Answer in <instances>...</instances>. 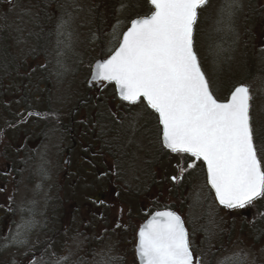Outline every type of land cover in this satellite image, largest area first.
Masks as SVG:
<instances>
[{
  "label": "rangeland",
  "instance_id": "374dc122",
  "mask_svg": "<svg viewBox=\"0 0 264 264\" xmlns=\"http://www.w3.org/2000/svg\"><path fill=\"white\" fill-rule=\"evenodd\" d=\"M121 2L0 0V11L8 12L7 22L10 25L2 34H6L8 41L11 33L12 41L9 42V52H5L8 47L4 50L0 46V264H26L29 258L39 261L42 257V253L35 258L33 255L39 254L40 245L44 247L41 242L46 237L44 234L53 214H50L52 206L57 207V202L64 204V198L59 196L58 200L51 199L56 188L63 190L67 184L62 180L55 181V175L59 178L62 173L59 158L64 160L61 156L64 144L62 130L71 126L77 131L83 126L82 121L88 118L94 121L96 117H101L100 122L105 123L113 120V112L118 115L121 114L118 111L123 110V103L117 101L114 87L88 83L94 61L107 55L112 26L117 20L122 22V32L135 14L149 11L147 0H138V7L123 11L119 10ZM123 2L127 3V0ZM230 2L210 0L209 5L201 11L195 35L196 48L203 69L221 99L237 84L251 86L254 97L253 123L260 131L264 130V0H237L239 6L233 12L231 30H228L225 26L226 18L223 24L218 21L221 9ZM63 21L68 23L64 29L65 34L60 35L58 29ZM98 25L100 27L97 31ZM68 33L71 34V48L60 43L66 41ZM46 39L48 44L44 53L37 54L40 41ZM87 93L94 96V103L81 105L72 117L73 124H70L72 110ZM22 108L25 112L17 117ZM27 111L39 113L42 118L31 116L26 123L19 125L18 122ZM127 111L128 120L124 116L116 127L122 137L130 139L132 150L140 153L138 145L144 146V149L146 146L151 148L148 151L150 162L144 163V155L142 158V164L151 165V205L175 203L180 206L175 198L176 184L169 178L177 172L175 155L169 154L161 166L166 169L167 177L162 179L161 175L155 181L156 173H161V167L158 166V156H155L158 142L154 116L141 115V109L136 108ZM144 126L150 138L147 137L148 143L142 139L137 145V138ZM125 143L123 140L120 147ZM133 160L138 163L139 159L131 157L128 166L136 169L133 164L137 163ZM133 172L130 171L131 174ZM200 174L198 170L193 175L191 185L184 189L182 195L186 206L194 213H201L202 207L208 202L204 177H198ZM128 175L127 171L120 184L125 183L129 189L143 187V176L139 181H127ZM100 186L102 181L92 178L88 182V194L99 190ZM245 210L232 212L227 218L231 219L232 224L248 223L251 218H255L256 213L262 215L264 223V199L256 201ZM53 216L58 218L59 214ZM214 217L220 218L221 214L214 213ZM27 221H34V226L24 231ZM18 230L26 243L6 247L5 238L10 240ZM236 237L240 238L233 228L232 240ZM232 242L233 246L229 244L226 253L220 256L231 255L233 252L230 257H234L238 250L243 257L241 264H264V248L258 242L247 241L244 246ZM43 258L47 261L46 257Z\"/></svg>",
  "mask_w": 264,
  "mask_h": 264
},
{
  "label": "snow or ice",
  "instance_id": "6c2138e0",
  "mask_svg": "<svg viewBox=\"0 0 264 264\" xmlns=\"http://www.w3.org/2000/svg\"><path fill=\"white\" fill-rule=\"evenodd\" d=\"M149 11L135 14L120 31L112 26L107 55L92 65L91 82L114 87L119 99L141 115L154 116L157 142L177 158L174 182L202 171L215 200L226 209H244L264 199V130L253 123L251 86L236 85L221 99L204 71L196 48L201 11L210 0H147ZM138 0L121 2L120 11L138 7ZM231 0L218 23L231 30L238 7ZM68 21L59 25L60 35ZM64 43L71 48V34ZM150 110V111H149ZM39 115V113H36ZM34 226L27 221L24 231ZM18 230L5 246L26 241ZM51 264H66L68 257ZM139 264H202L195 256L182 217L167 207L154 212L136 234ZM118 259V258H117ZM235 254L222 264H241ZM15 264V262H13ZM26 264H49L43 257Z\"/></svg>",
  "mask_w": 264,
  "mask_h": 264
},
{
  "label": "flooded vegetation",
  "instance_id": "af4514ba",
  "mask_svg": "<svg viewBox=\"0 0 264 264\" xmlns=\"http://www.w3.org/2000/svg\"><path fill=\"white\" fill-rule=\"evenodd\" d=\"M90 90L89 87L88 91ZM94 100V96L89 93L80 98L71 112L70 124H73L72 117L78 112L80 106L93 104ZM117 101L123 103L121 104L123 110L118 111L121 113L118 115L117 112L116 114L113 112V120L103 123L100 122L101 117H96L94 121L88 118L82 121L83 126L77 131L71 126L62 130L64 144H62L61 156L63 155L64 160L59 158L62 173L59 178L56 174L57 180H54L60 182L62 180L64 184H67L63 190L56 188L51 194V199L58 200L57 196H59L64 198V204L57 202V207L52 206L50 214L58 213L59 217L54 218L52 214L48 220L50 222L47 225L46 234L42 233L46 236L41 242L44 247L40 245L39 254H34L33 258L42 253V257H46L49 264L55 258L52 254L58 257H68L66 264H139L136 255V234L139 227L154 212L163 210L165 207L176 211L184 220L190 234L194 254L202 264H222L227 256H233V252L231 255L220 256L226 253L229 244L233 246L232 241H236L237 246H244L243 244L247 241L258 242L264 248V223L255 222V219L251 218V222L248 223L232 224L231 219L227 217H230L232 212H240L246 208L230 210L219 207L206 184V177L202 171L198 177H204L210 195L209 202L213 207L206 205L202 207L201 213H194L184 202L182 197L185 189L184 182L185 180L190 181L191 185L193 175L198 170L191 172L190 175L185 173L184 178L179 182H174L171 179L173 176L169 175L170 180L176 184L175 198L180 206L170 203V205L153 207L151 205L153 198L151 165L144 164L150 162L148 151L150 152L151 148L146 146L144 149V146L138 145L142 139L148 143L150 136L144 126L137 138L140 153L130 148V139L122 137V133L118 132L116 126L124 116L128 120L127 109L131 107L120 100ZM24 112L22 108L17 113V117ZM31 116L37 119L42 118L41 114L37 115L27 111L18 124L26 123ZM123 140L126 143L120 147ZM158 150L155 156H158L160 168L167 158V152L162 151L159 144ZM131 157L139 159L138 163L135 161L137 165L133 164L136 169L128 166ZM140 161L141 165H139ZM127 171L129 173L127 181L129 179L139 181V178L143 176L142 188L129 189L125 183L120 184V180L126 176ZM130 171L135 172L131 174ZM160 171L161 173H156L155 181H158L161 175L162 179L167 177L165 168L161 167ZM92 178L101 180L102 186L99 190L88 194L87 186ZM214 213L221 214V217H214ZM233 228L236 229L237 236L240 238L236 237L232 240ZM43 231L42 229L41 232ZM235 254H240V252L236 250Z\"/></svg>",
  "mask_w": 264,
  "mask_h": 264
},
{
  "label": "trees",
  "instance_id": "16d2710c",
  "mask_svg": "<svg viewBox=\"0 0 264 264\" xmlns=\"http://www.w3.org/2000/svg\"><path fill=\"white\" fill-rule=\"evenodd\" d=\"M7 17H9V14H8V12L7 13H5L4 11H0V46L2 45L4 48V50H6L5 48L6 47H8L7 48V50L5 51V52H9L8 50L10 49V43L9 42H12L11 41V38H10V34H9V36H8V41L6 40V34L4 35V34H2L3 32H5V29L6 28H9V26L10 25H8L9 23L7 22L8 21V19H7ZM99 27H100V25H98V28H97V31H98V29H99ZM9 31V30H8ZM6 32H7V30H6ZM8 34V33H7ZM4 37H5V40H4ZM38 37H36L35 38V40L37 39ZM47 40V39H46ZM46 40H44L43 41V43H41L40 44V46H39V49H40V51L37 53V54H39V53H44L43 52V50L45 49V41ZM6 42H7V44H6ZM6 127H8V126H6ZM159 151V150H158ZM169 155V153H167V156ZM184 185H185V188L187 187V188H189V186L188 185H190V181H186L185 180V182H184ZM207 188V187H206ZM209 200H210V195H209V192H208V190H207V203L205 204V205H211L210 204V202H209ZM211 207H213L212 205H211ZM254 216H255V222H262V215H260V214H254Z\"/></svg>",
  "mask_w": 264,
  "mask_h": 264
},
{
  "label": "water",
  "instance_id": "95a60500",
  "mask_svg": "<svg viewBox=\"0 0 264 264\" xmlns=\"http://www.w3.org/2000/svg\"><path fill=\"white\" fill-rule=\"evenodd\" d=\"M94 63H95V61H94ZM94 63H93V64H94ZM93 64H92V65H93ZM91 71H92V67H91ZM90 77H91V73H90V76H89V78H88V83H89V84L91 83V79H90ZM238 85H239V84H238ZM234 87H235V86H234ZM234 87H233V88H234ZM233 88H232V89H233ZM115 92H116V91H115ZM116 95H117V93H116ZM117 97H118V95H117ZM118 98H119V97H118ZM209 188H210V187H209ZM212 193H213L214 198H215V194H214V192H212ZM216 202H217V201H216ZM217 204H218V202H217ZM218 205H219V204H218ZM219 206H220V207H223V206H221V205H219ZM138 261H139V259H138Z\"/></svg>",
  "mask_w": 264,
  "mask_h": 264
},
{
  "label": "bare ground",
  "instance_id": "6f19581e",
  "mask_svg": "<svg viewBox=\"0 0 264 264\" xmlns=\"http://www.w3.org/2000/svg\"><path fill=\"white\" fill-rule=\"evenodd\" d=\"M41 43H43L42 41H40ZM48 43H47V40L45 41V45H47Z\"/></svg>",
  "mask_w": 264,
  "mask_h": 264
}]
</instances>
